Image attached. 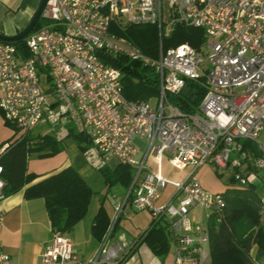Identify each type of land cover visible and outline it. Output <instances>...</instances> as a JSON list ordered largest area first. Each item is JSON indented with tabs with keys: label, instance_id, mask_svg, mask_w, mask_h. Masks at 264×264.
<instances>
[{
	"label": "built area",
	"instance_id": "2783aa9c",
	"mask_svg": "<svg viewBox=\"0 0 264 264\" xmlns=\"http://www.w3.org/2000/svg\"><path fill=\"white\" fill-rule=\"evenodd\" d=\"M42 8V23L24 37L25 54L0 41L4 120L19 137L45 125L44 133L64 140L73 129L87 140L81 154L92 168L102 169L115 160L133 171L123 200L111 196L115 215L85 264H121L144 236L129 240L118 235L109 241L112 226L127 205L149 212L146 228L167 222L173 241L170 264H208L206 221L224 201L222 193L202 187L198 170L232 165L230 180L236 185L258 182L250 176L260 179L258 173L264 171V144L258 140L264 124V0H46ZM175 23L203 29L198 49L186 42L162 48L160 38ZM143 24L158 27L156 58L110 30L112 25ZM100 52L152 66L158 94L145 100L124 98L121 71L106 64ZM187 80L198 81L205 90L192 112L182 111L167 96L180 92ZM240 138L253 141L260 155L251 157L243 151ZM7 148L8 143L0 147V157ZM164 156L178 170L191 168L173 183L171 195L157 203L168 182L159 168ZM147 159L158 165L157 172L146 165ZM241 163L251 168L240 172ZM5 183L0 164V199ZM197 208L200 222L194 223L191 212ZM259 213L264 217V195ZM51 235L39 264H64L76 258L67 235L59 231ZM0 264H10L1 242Z\"/></svg>",
	"mask_w": 264,
	"mask_h": 264
},
{
	"label": "trees",
	"instance_id": "16d2710c",
	"mask_svg": "<svg viewBox=\"0 0 264 264\" xmlns=\"http://www.w3.org/2000/svg\"><path fill=\"white\" fill-rule=\"evenodd\" d=\"M42 21L36 23L38 27ZM110 30L123 36L136 45L140 51L151 58L158 56L159 32L157 25H128L124 28L110 26ZM163 49L180 43H190L196 49L204 41L203 29L187 27L175 23L167 35L161 38ZM7 42V41H5ZM22 53L24 38L9 41ZM100 58L108 65L119 69L122 73L124 98L129 100H145L158 94V75L154 68L141 61L132 60L124 55H112L100 52ZM205 94L204 87L198 81L187 80L183 89L176 94H167L169 101L184 112H192L198 107ZM0 116L3 113L0 109ZM4 124L15 129L4 120ZM82 152L87 144L86 138L73 129L68 135ZM8 143V148L0 157L2 177L5 180L4 194L23 189L26 199L42 198L49 216L53 231H70L87 212L90 199L94 192L78 170L72 165L62 167L44 176L27 172L26 160L30 154L39 158L53 156L65 148L64 140H56L50 133L32 132L23 137L14 134L0 144ZM257 147V146H256ZM249 142L242 144V149L251 157L260 155L258 148ZM248 157V156H247ZM247 162V159L244 160ZM248 169L251 167L248 166ZM105 187L109 189L115 184L128 189L132 179V168L116 163L99 169ZM256 170L253 169V172ZM258 173V171H256ZM260 181L248 182L245 185L232 184L229 179L226 189L221 192L224 205L219 211L208 215L206 226L208 230V264H254L255 260L264 258V226L261 223L260 201L264 195V174L259 172ZM130 196V195H128ZM103 200L93 217L91 233L97 239H102L111 223ZM119 218V217H118ZM116 218L110 234L118 228ZM160 228L154 225L145 228L144 237L156 235ZM161 236V233H158ZM153 246L156 251L164 248V241L157 240ZM255 248V256L251 251Z\"/></svg>",
	"mask_w": 264,
	"mask_h": 264
},
{
	"label": "crops",
	"instance_id": "0c3cea01",
	"mask_svg": "<svg viewBox=\"0 0 264 264\" xmlns=\"http://www.w3.org/2000/svg\"><path fill=\"white\" fill-rule=\"evenodd\" d=\"M37 5H39V0H0V32L5 35H14L21 31L31 19L37 9H35ZM64 153V151H61L50 157H37L31 160L27 157L25 169L27 172L35 173L38 176L52 173L70 165L68 157ZM200 170L199 181L204 189L219 193L226 189L227 184H223L217 175L211 172L209 167L203 166ZM172 189H174L173 183L167 184L161 191L157 203L164 202L171 195ZM124 191V194H126L127 189ZM113 197L118 201H122L125 195L122 197L119 193ZM92 200L94 202L93 207L91 205ZM101 200L103 198L96 199L92 195L84 217L70 231L61 232L70 239L72 250L76 257L75 259L67 260L64 264H85V261L91 258L103 241L105 235L100 240L91 233L92 219L101 204ZM110 204L113 207L111 200ZM128 208L131 207L127 205L124 211ZM196 210L194 209L191 214H195ZM146 212L148 211L146 210ZM107 213L109 214L108 210ZM0 215V242L2 249L10 256V264H39L41 252L50 241L53 232L44 200L42 198L26 199L23 195V189L4 194L3 198L0 199ZM109 217L112 221V213L109 214ZM154 226L160 228V231L148 238L144 236L140 238L121 264L171 263L172 258L159 262V259L155 256V254L165 253L170 242L173 244L168 224L166 221L160 220ZM158 233H161V236ZM119 235L125 237L123 233ZM125 238L132 240L136 237L129 236ZM158 239L164 241L165 246L161 250L156 251L153 246L158 243ZM252 250L251 253L253 252L252 256H254L255 248ZM254 264H264V259L255 260Z\"/></svg>",
	"mask_w": 264,
	"mask_h": 264
},
{
	"label": "rangeland",
	"instance_id": "374dc122",
	"mask_svg": "<svg viewBox=\"0 0 264 264\" xmlns=\"http://www.w3.org/2000/svg\"><path fill=\"white\" fill-rule=\"evenodd\" d=\"M40 2V0H39ZM38 7L35 6V9ZM34 14V13H33ZM39 21L41 19L39 18ZM20 32V31H19ZM152 106L155 105V101L151 103ZM47 130V126L45 125H40L38 126L34 131L36 133H44ZM15 129L7 126L4 124V117L0 116V144L6 141L8 138L16 134ZM258 140L260 143L264 144V124L263 127L259 133ZM65 141V148H64V154L68 157L69 164L75 167L78 172L83 176V178L86 180V182L90 185L91 189L94 191L93 196L98 199V198H103V206L108 210L109 214L112 213V218L115 215V212L113 211V207L110 204V198L111 196L120 195L124 197L125 189L120 186L119 184H115L111 186L109 189L105 187L104 180L102 179V174L99 170L92 168L89 164L85 162V160L82 157L81 151L78 148L76 142L72 140V138L66 137L64 139ZM136 142L142 143L139 139H135ZM244 142H249L252 147H256V144L253 141H248L244 138L238 139L239 144H243ZM145 145V143L143 142ZM257 148V147H256ZM143 150V148H142ZM243 150V149H242ZM244 151V150H243ZM232 156L235 155V152L231 154ZM35 159L37 156L30 154L28 156V159ZM39 158V157H38ZM167 158L164 156L161 160L160 164V174L162 177L166 179L167 184L175 183V182H180L185 175L190 171V166H187L186 168L182 170H178L174 168L172 165L167 163ZM116 164V161L113 160L110 162V166H114ZM146 165L151 168L152 171L157 172L158 170V165L153 162V160L147 159L146 160ZM211 172L214 175H217L219 180L223 184H228L230 181L231 174L234 170V167L230 165L227 169L224 170H217L213 166H208ZM247 168L246 163H241L238 167V170L240 172H245ZM201 170H198L197 177L199 179V173ZM264 173V171H263ZM212 174V175H213ZM207 175V174H206ZM208 176V175H207ZM250 178L254 181H260L257 176L254 174L250 176ZM98 201V200H97ZM91 205L93 207L94 202L93 200L91 201ZM205 212V211H204ZM203 212V214H204ZM195 214H191V219L194 223H199L200 222V216H201V209L197 208V210L194 212ZM118 229L112 234L111 237H109V241H112V238L118 236L120 233H123L125 237L129 236H135L138 237L141 232L147 227L149 221H150V216L146 210H134L132 208H128L127 210L125 209L124 212L120 214V218H118ZM261 223L264 226V217H261ZM253 251V250H252ZM253 253V252H252ZM251 253V254H252ZM173 254V244L170 242L168 250L163 253V254H155V256L159 259V262L165 261L166 259H171ZM255 256V254H254ZM264 259V258H263ZM255 262V261H254Z\"/></svg>",
	"mask_w": 264,
	"mask_h": 264
},
{
	"label": "water",
	"instance_id": "95a60500",
	"mask_svg": "<svg viewBox=\"0 0 264 264\" xmlns=\"http://www.w3.org/2000/svg\"><path fill=\"white\" fill-rule=\"evenodd\" d=\"M46 0H40L37 9L35 10L34 14L32 15L31 19L28 21L27 25L18 33L14 35H5L0 32V41H16L19 39L24 38L29 32L34 28L36 23L40 18V14L42 11V7H44Z\"/></svg>",
	"mask_w": 264,
	"mask_h": 264
}]
</instances>
